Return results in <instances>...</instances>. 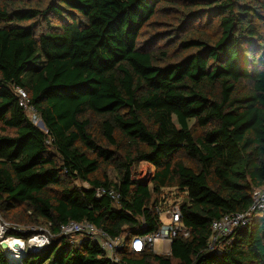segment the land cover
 Returning <instances> with one entry per match:
<instances>
[{
	"label": "trees",
	"instance_id": "obj_1",
	"mask_svg": "<svg viewBox=\"0 0 264 264\" xmlns=\"http://www.w3.org/2000/svg\"><path fill=\"white\" fill-rule=\"evenodd\" d=\"M153 22L164 32L147 45ZM139 163L149 184L131 178ZM261 187L264 0H0V217L54 236L18 263L0 248V264H264V210L207 249L211 223ZM165 191L189 232L169 256L125 247L113 263L60 235L69 222L125 242L150 234Z\"/></svg>",
	"mask_w": 264,
	"mask_h": 264
},
{
	"label": "built area",
	"instance_id": "obj_2",
	"mask_svg": "<svg viewBox=\"0 0 264 264\" xmlns=\"http://www.w3.org/2000/svg\"><path fill=\"white\" fill-rule=\"evenodd\" d=\"M16 93L19 98L18 105L26 113L29 121L33 125L37 123L40 124L41 121L33 106L27 103L28 101L25 92L21 89H17ZM134 177V173L133 175L131 173L132 180H134ZM164 194L165 195L162 196L160 202L155 207V212L158 217L157 228L150 234L133 237L130 238L128 242H125V239L123 238H109V236L100 230H97L89 223L69 222L60 228V235L64 238H67L70 242L77 244H80L82 239L98 244V246L107 253V258L113 263L118 262L117 253L122 251L125 247H128L130 252L136 254L146 251L158 256H169L173 241L179 236L187 239L189 237V232L181 222V200L166 199L168 191L164 192ZM103 195H106L114 202L119 200L118 194H116L113 190L100 189L96 192L97 197H101ZM251 201L252 205L246 212L225 215L221 219L211 223V235L207 244V249L209 251H215L217 249L216 244L219 240L228 238L234 233L235 230L239 228H245L249 224L250 218L254 213L264 210V187L253 190ZM9 230L20 232L16 226L4 222L0 217V244L5 242L9 247L10 243L12 242L13 247H9L8 252L13 251L21 258L26 252L24 251L26 250L25 245L23 242H21V239L7 237L6 233ZM26 233H28L27 230ZM53 237L54 236H52L48 231L41 230L40 233L30 237L27 240L28 243H26V247H35L37 249L36 252H39L49 245ZM14 244L19 245V248H15ZM156 244H160L159 251L155 249ZM7 257L9 258V254Z\"/></svg>",
	"mask_w": 264,
	"mask_h": 264
},
{
	"label": "rangeland",
	"instance_id": "obj_3",
	"mask_svg": "<svg viewBox=\"0 0 264 264\" xmlns=\"http://www.w3.org/2000/svg\"><path fill=\"white\" fill-rule=\"evenodd\" d=\"M155 22H153V23H151V25L145 27L143 29V31H142V34H143L142 41L146 42L147 45L149 43H152V40L155 39V35L156 34L164 32L162 24H158V23L156 24ZM157 22L163 23V21H161V20H159V21L157 20ZM157 41H158V39H155L153 44H157L158 43ZM153 44H152V47H153ZM39 125H40L39 123L35 124V126L40 129ZM191 125H192V123H191ZM40 130H43V129H40ZM104 171L106 172L108 178L111 181H115L114 172L110 168H105ZM104 171H101V172H104ZM133 173L135 175L134 180H138L139 182H142L144 184H149L150 180L152 178V175L154 174V170H153V167L148 165V164L139 163L138 165L134 166V168L132 169V175H133ZM74 183L78 187H82V188H87L88 187L86 184H82V183H79V182H74ZM165 192H167V191H165ZM172 193H174V192H172ZM16 214L17 213H13L12 216L14 217V219H13V221L10 220L11 222H14V223L17 222V220L20 219L21 216L23 215V214H21V216H17L16 217ZM13 226H16V228H18L21 233H25V231L27 230V232L29 234V237L30 236L32 237V236H34V235H36V234L41 232V230L39 228H36V225H34L33 227H23V226H19V225L13 224ZM27 240L28 239H26V238H23L21 240V242H23L24 245H25V249L26 250H24V251H27V250L29 251L30 250L29 252H36L37 249L35 247H26V243H28ZM8 249H9V247H8ZM8 249L7 250H3V252L6 254V256H8ZM155 249L159 251L160 244H156Z\"/></svg>",
	"mask_w": 264,
	"mask_h": 264
},
{
	"label": "bare ground",
	"instance_id": "obj_4",
	"mask_svg": "<svg viewBox=\"0 0 264 264\" xmlns=\"http://www.w3.org/2000/svg\"><path fill=\"white\" fill-rule=\"evenodd\" d=\"M8 245V244H7ZM13 245V243L11 242L10 243V246L9 247H11ZM14 245H17V244H14ZM17 248H19V245H17ZM8 254H9V258H10V261L12 262V263H18L19 262V260L21 259L18 255H16V253L15 252H8ZM21 261V260H20Z\"/></svg>",
	"mask_w": 264,
	"mask_h": 264
},
{
	"label": "water",
	"instance_id": "obj_5",
	"mask_svg": "<svg viewBox=\"0 0 264 264\" xmlns=\"http://www.w3.org/2000/svg\"><path fill=\"white\" fill-rule=\"evenodd\" d=\"M39 127H40V129H42V128H43V124L40 123ZM14 247L17 248V245H14ZM0 248H1L2 250H7V249H8V245H7L5 242H4V243H1V244H0Z\"/></svg>",
	"mask_w": 264,
	"mask_h": 264
},
{
	"label": "crops",
	"instance_id": "obj_6",
	"mask_svg": "<svg viewBox=\"0 0 264 264\" xmlns=\"http://www.w3.org/2000/svg\"><path fill=\"white\" fill-rule=\"evenodd\" d=\"M209 241V240H208Z\"/></svg>",
	"mask_w": 264,
	"mask_h": 264
}]
</instances>
